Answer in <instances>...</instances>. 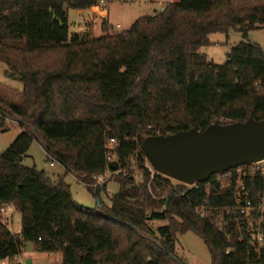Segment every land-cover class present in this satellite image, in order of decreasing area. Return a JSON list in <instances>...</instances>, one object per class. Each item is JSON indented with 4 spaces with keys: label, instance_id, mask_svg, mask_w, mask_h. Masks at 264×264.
I'll return each mask as SVG.
<instances>
[{
    "label": "trees",
    "instance_id": "obj_1",
    "mask_svg": "<svg viewBox=\"0 0 264 264\" xmlns=\"http://www.w3.org/2000/svg\"><path fill=\"white\" fill-rule=\"evenodd\" d=\"M99 1L0 0V62L22 84L20 103L0 98V129L5 117L24 129L0 153V206L21 215L18 236L0 215V261L20 264L31 243L60 254V264H185L176 236L191 231L211 264H264V242H252L234 207L242 185L252 197L264 191V176L230 168L224 185L213 175L188 189L151 175L141 150L147 136L264 119L262 48L240 42L221 65L201 52L212 33L263 28L264 0L171 1L123 32L104 20L95 36L90 17L86 33L70 34L67 10ZM33 141L62 174L22 165ZM107 156L119 163L108 205L100 199L106 185L89 186L106 171ZM67 174L87 185L95 207L76 202ZM153 220L166 224L154 229ZM260 231L264 237V219Z\"/></svg>",
    "mask_w": 264,
    "mask_h": 264
},
{
    "label": "rangeland",
    "instance_id": "obj_2",
    "mask_svg": "<svg viewBox=\"0 0 264 264\" xmlns=\"http://www.w3.org/2000/svg\"><path fill=\"white\" fill-rule=\"evenodd\" d=\"M177 2L178 0H167ZM168 3L166 0H100L99 6L88 7L82 10L68 9L67 19L69 33H86L88 31L89 19L93 17V33L95 36L103 35L101 23L107 20L111 25L110 31L123 32L130 28L131 24L140 16L151 15L158 12L161 7ZM210 45L203 47L201 52L211 63L221 65L228 59L227 56L231 49L240 42L258 44L264 51V27L249 30L246 36L239 30L230 28L227 32H215L209 36ZM0 98L9 103H20L22 100V84L14 76L11 70L0 62ZM23 127L16 121L4 118V126L0 129V153L3 152L23 131ZM48 161L42 147L33 141L28 149L26 156L22 160V165L35 167L43 170L51 177H56L57 173H63L61 166ZM134 171L136 182L141 181V173L136 166H131ZM110 177L102 186L106 185L105 193L100 194V199L109 204V195L118 190V185L110 181ZM65 181L69 184L73 198L82 206L93 208L97 204L94 195L86 188L87 185L75 179L73 175H66ZM4 216V215H3ZM5 216L8 217L7 229L15 236L21 230V215L12 205L6 207ZM162 220H153L150 225L156 229L165 225ZM176 255L185 264H211L210 253L203 240L191 231L177 234L175 244ZM31 260V264H60L61 255L58 253H43L33 249L31 243L24 245L22 254L18 260L22 264H27L26 260ZM20 263V262H19ZM0 264H9V261H0Z\"/></svg>",
    "mask_w": 264,
    "mask_h": 264
},
{
    "label": "water",
    "instance_id": "obj_3",
    "mask_svg": "<svg viewBox=\"0 0 264 264\" xmlns=\"http://www.w3.org/2000/svg\"><path fill=\"white\" fill-rule=\"evenodd\" d=\"M141 150L153 171L187 185L202 183L230 168L264 160V119L147 136ZM109 167L117 171L118 161Z\"/></svg>",
    "mask_w": 264,
    "mask_h": 264
},
{
    "label": "built area",
    "instance_id": "obj_4",
    "mask_svg": "<svg viewBox=\"0 0 264 264\" xmlns=\"http://www.w3.org/2000/svg\"><path fill=\"white\" fill-rule=\"evenodd\" d=\"M162 8L163 7H161V9ZM114 143L115 141L113 138L109 139L108 144H107L108 149L110 150L113 149ZM107 160L111 162L110 156H107ZM50 165H53V162H50ZM145 165L149 168L151 175H153L154 171L151 168L147 160H146ZM118 172L119 170L112 171L110 167L108 166L106 171L103 174L96 176L94 178V181L91 184H89V186L94 187V188L100 187L110 177H112L114 174ZM235 172L237 174H242V175H245L247 172L259 173L260 175L264 176V160L249 164L248 167L239 166L235 168ZM230 174L231 173L229 172H224L222 174H215L214 180L220 182L221 185H224V179L231 176ZM197 184L198 183L187 185L188 189L196 188ZM7 206L9 205L0 206V215L2 216L1 221L4 224H7L6 220L3 217V215L6 212ZM234 207L238 215L240 216L241 220L246 223V231L250 235L252 242L262 245L264 242V237L260 231V227L264 219V191L256 190L252 197L250 193L245 189V186L242 185L240 187L239 194L235 199Z\"/></svg>",
    "mask_w": 264,
    "mask_h": 264
},
{
    "label": "crops",
    "instance_id": "obj_5",
    "mask_svg": "<svg viewBox=\"0 0 264 264\" xmlns=\"http://www.w3.org/2000/svg\"><path fill=\"white\" fill-rule=\"evenodd\" d=\"M152 1H154V0H149V2H152ZM166 2H171V1H167L166 0ZM61 169H62V171L64 172V170H63V168L61 167ZM60 174V173H59ZM62 174V173H61ZM57 175H58V173H57ZM68 175H71V174H68ZM76 179V178H75ZM4 219L6 220V222H7V224H8V217L7 216H5V214H4ZM27 260H29V259H27ZM27 260H26V262H27ZM2 261H4V260H2ZM19 262H20V264H22L23 263V261L22 260H18ZM30 262H31V260H30ZM60 263V262H59Z\"/></svg>",
    "mask_w": 264,
    "mask_h": 264
}]
</instances>
